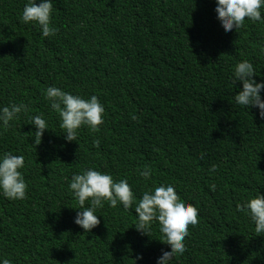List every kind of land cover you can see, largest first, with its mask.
Here are the masks:
<instances>
[{
  "label": "trees",
  "instance_id": "trees-1",
  "mask_svg": "<svg viewBox=\"0 0 264 264\" xmlns=\"http://www.w3.org/2000/svg\"><path fill=\"white\" fill-rule=\"evenodd\" d=\"M0 264H264V0H0Z\"/></svg>",
  "mask_w": 264,
  "mask_h": 264
}]
</instances>
